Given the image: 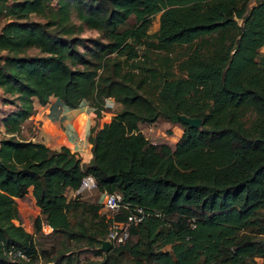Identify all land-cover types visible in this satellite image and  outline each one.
Here are the masks:
<instances>
[{
	"label": "trees",
	"instance_id": "trees-1",
	"mask_svg": "<svg viewBox=\"0 0 264 264\" xmlns=\"http://www.w3.org/2000/svg\"><path fill=\"white\" fill-rule=\"evenodd\" d=\"M263 45L264 0H0V89L14 105L1 118L0 264H79L86 251L102 256L81 264H264ZM52 94L93 106L88 160L21 133ZM107 98L120 107L99 125ZM160 119L180 125L173 145L140 127ZM85 174L146 213L107 249L101 202L67 196ZM29 187L33 231L16 200Z\"/></svg>",
	"mask_w": 264,
	"mask_h": 264
},
{
	"label": "crops",
	"instance_id": "crops-1",
	"mask_svg": "<svg viewBox=\"0 0 264 264\" xmlns=\"http://www.w3.org/2000/svg\"><path fill=\"white\" fill-rule=\"evenodd\" d=\"M106 103L109 108L102 111L97 121L99 125L108 121L113 111L120 107V104L113 98H107ZM34 107L33 113L27 120L37 121L38 128L34 134L30 135V138L40 140L53 148L68 146L70 150L78 152L83 160H88L91 157L88 133L90 127L96 122V116L93 106L89 104L88 100L83 99L76 106H67L60 97L52 94L45 103L34 102ZM2 133H4V129ZM73 191L70 189L69 193L74 194ZM26 197L25 200L16 197L18 208L20 205L29 208L33 204L38 213L39 207L34 202L31 187H29ZM43 225L50 227L48 224Z\"/></svg>",
	"mask_w": 264,
	"mask_h": 264
},
{
	"label": "rangeland",
	"instance_id": "rangeland-1",
	"mask_svg": "<svg viewBox=\"0 0 264 264\" xmlns=\"http://www.w3.org/2000/svg\"><path fill=\"white\" fill-rule=\"evenodd\" d=\"M73 19L75 21H78V18L74 15H72ZM130 20L132 21L133 18L131 17ZM158 24V14H156L153 17V21L150 26V30H154L157 27ZM80 35L86 38V41L89 42V37L98 35V31L94 28L87 27L86 25H83V29L80 31ZM80 49H82L81 46H79ZM27 53H36L37 48L36 47H30L26 51ZM260 59L264 57V45L260 48V54H259ZM6 97H11L10 94H4L2 89H0V136L3 134L2 130L4 129V125H2V120L1 118L3 117L4 111H8L11 108L14 107L13 104L9 103V99L3 98L4 96ZM104 111V110H103ZM37 121L32 122L31 119L27 120V118L24 120L22 123V131L21 133L24 136H30L35 133L38 128L37 126ZM142 128L143 132L146 134V136L151 139L152 141H166L170 143L171 145L174 144V142L177 140L179 137L182 129L180 125L175 124V123H168L165 120H158L156 123H153L152 125L144 124L143 126L140 125ZM73 191V190H72ZM74 194H70L69 191L67 192L68 197L74 196L76 191H73ZM76 192V193H75ZM80 193V198L84 199L86 201H101L102 200V193L99 192L96 188H91V189H83ZM71 195V196H70ZM27 197H23V200H25ZM19 213H20V219L19 223H23L24 227L29 230L33 231V219L34 217L38 214L37 210H35L34 205L32 204L31 207L27 208L25 206L22 207V205L19 206ZM101 211L104 212L105 214L109 215L111 214V210L107 209L103 206H101ZM51 227L47 225L42 226V231H49ZM35 236V235H34ZM43 242L45 245H50L51 243H57L58 238H53L50 239L49 237H44L42 238ZM102 255H94L91 254L89 251L82 252L79 257H80V263L81 264L85 259L90 258V259H100ZM257 264H262V259L257 257ZM38 264H61L58 263L55 259L51 261H46V262H39Z\"/></svg>",
	"mask_w": 264,
	"mask_h": 264
},
{
	"label": "built area",
	"instance_id": "built-area-1",
	"mask_svg": "<svg viewBox=\"0 0 264 264\" xmlns=\"http://www.w3.org/2000/svg\"><path fill=\"white\" fill-rule=\"evenodd\" d=\"M91 188L97 189L96 181L92 174H85L82 176L79 186L72 190L80 192L83 189ZM100 202L103 207L111 210V214L107 215L111 220L106 236L103 238L107 239L110 245L124 241L129 236L130 225L140 221L146 214L140 205H132L128 201H124L119 191L102 192V200ZM123 209H127L125 218H115L114 214L119 213ZM19 253L22 254L21 252Z\"/></svg>",
	"mask_w": 264,
	"mask_h": 264
},
{
	"label": "water",
	"instance_id": "water-1",
	"mask_svg": "<svg viewBox=\"0 0 264 264\" xmlns=\"http://www.w3.org/2000/svg\"><path fill=\"white\" fill-rule=\"evenodd\" d=\"M178 117L191 126H199L201 123V118L199 116H191L186 113H179ZM101 247L105 249L109 248L110 242L107 239H101Z\"/></svg>",
	"mask_w": 264,
	"mask_h": 264
}]
</instances>
